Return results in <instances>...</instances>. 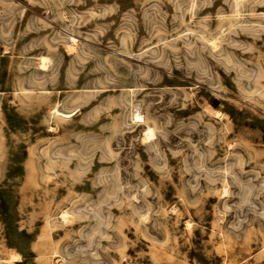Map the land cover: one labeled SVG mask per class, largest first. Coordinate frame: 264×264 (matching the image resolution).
<instances>
[{"label": "rangeland", "instance_id": "rangeland-1", "mask_svg": "<svg viewBox=\"0 0 264 264\" xmlns=\"http://www.w3.org/2000/svg\"><path fill=\"white\" fill-rule=\"evenodd\" d=\"M0 264H264V0H0Z\"/></svg>", "mask_w": 264, "mask_h": 264}, {"label": "bare ground", "instance_id": "bare-ground-1", "mask_svg": "<svg viewBox=\"0 0 264 264\" xmlns=\"http://www.w3.org/2000/svg\"><path fill=\"white\" fill-rule=\"evenodd\" d=\"M43 61H44V60H43ZM136 117H138V115H136ZM149 134H151V133H149ZM13 257H14V260H19V258H18V257H19L18 254H16V255L13 254Z\"/></svg>", "mask_w": 264, "mask_h": 264}, {"label": "trees", "instance_id": "trees-1", "mask_svg": "<svg viewBox=\"0 0 264 264\" xmlns=\"http://www.w3.org/2000/svg\"><path fill=\"white\" fill-rule=\"evenodd\" d=\"M22 256H26V255H24V254H21Z\"/></svg>", "mask_w": 264, "mask_h": 264}]
</instances>
